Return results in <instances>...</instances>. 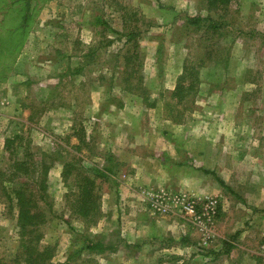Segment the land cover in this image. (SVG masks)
Listing matches in <instances>:
<instances>
[{
    "label": "rangeland",
    "instance_id": "obj_1",
    "mask_svg": "<svg viewBox=\"0 0 264 264\" xmlns=\"http://www.w3.org/2000/svg\"><path fill=\"white\" fill-rule=\"evenodd\" d=\"M196 13L220 31L185 29V14ZM0 31V170L13 168L12 135L17 159L49 167L37 225L49 264H63L84 237L112 247L90 264H226L222 239L239 243L242 230L252 264L263 263L264 0L216 9L204 0H0ZM185 74L194 91L172 96ZM109 154L120 165L93 177L100 215L90 222L66 194ZM23 181H0V264H25L13 193ZM146 190L217 196L206 247L183 215L152 213ZM75 258L88 264L85 250Z\"/></svg>",
    "mask_w": 264,
    "mask_h": 264
},
{
    "label": "trees",
    "instance_id": "obj_2",
    "mask_svg": "<svg viewBox=\"0 0 264 264\" xmlns=\"http://www.w3.org/2000/svg\"><path fill=\"white\" fill-rule=\"evenodd\" d=\"M204 1L209 8L215 9L219 6H225L231 2V0ZM182 25L185 27V29L190 27V30L192 31H204L206 34H208V32H219L220 27L222 26V24L216 23L210 14L202 15L201 13H196L193 15L185 14ZM6 33H8L9 36L13 35L12 30H9ZM6 33H2L0 31V38ZM130 38L131 37H128V39H126L127 42L130 41ZM130 56H125L127 61L130 60ZM186 77L187 75L185 74L178 78L175 88L170 93L172 96L182 99L187 94H190L191 91H194L195 85L193 80L191 79L187 83ZM20 140L21 137L18 135H12L11 137L5 139L4 147L5 150L9 152L11 159H13V168L7 175L8 177H6V171L0 170V181H11L12 179H16V177L18 178L19 176H23L30 180V183L25 181L21 182L20 185H18V187L13 191L15 205L18 212L16 223L21 238V247L24 250L23 259L25 264H49L47 262V260L51 257V253L48 252L49 247L39 249L38 243L40 237L37 231V225L41 222L40 220L43 219L42 212H38V209L40 208L39 202H46V175L49 167L47 165L40 164L42 162H29L26 159H17L16 155L18 151L14 149L13 143L15 141H19L20 144ZM76 149H79V147H76ZM23 155L26 156V153ZM106 159L108 164L104 165L102 168L92 167L93 169H85L86 174L82 175L79 182L75 181L76 189L71 190L69 194H66L65 200L72 212L84 219L89 220L90 222H95L96 218L100 215L97 202L98 196L95 194L96 186L93 177H108L110 174H115L118 166L120 165L118 162L114 161V158L110 154ZM71 166V163H65V169H63L61 172L64 180L70 173ZM203 171L211 173L220 185L224 187L226 186L224 181L219 178V176L214 171L209 172L206 169ZM38 190H40L39 194L37 193ZM102 239L103 238L97 239L96 237H84L81 247H79V249L76 251L72 249L67 255L63 264H70L72 260H76V255L79 257L83 250L87 252V258L85 260L88 262V264H90L94 261L92 255L102 254L106 250L112 249V247L109 244H106Z\"/></svg>",
    "mask_w": 264,
    "mask_h": 264
},
{
    "label": "built area",
    "instance_id": "obj_3",
    "mask_svg": "<svg viewBox=\"0 0 264 264\" xmlns=\"http://www.w3.org/2000/svg\"><path fill=\"white\" fill-rule=\"evenodd\" d=\"M143 200L154 214L183 215L200 233V246L206 247L213 238L219 206L217 196L200 197L197 194L187 192L146 190L143 193ZM260 249L259 255L263 258L262 264H264V244Z\"/></svg>",
    "mask_w": 264,
    "mask_h": 264
},
{
    "label": "crops",
    "instance_id": "obj_4",
    "mask_svg": "<svg viewBox=\"0 0 264 264\" xmlns=\"http://www.w3.org/2000/svg\"><path fill=\"white\" fill-rule=\"evenodd\" d=\"M143 157H145V155H139L138 156V160L137 161L140 160L139 161V164L141 162V158H143ZM146 159H147V162H150L151 159H152L151 154H148V156H147ZM131 160H133V159H131ZM136 163L134 164L135 166H136ZM139 171L140 170L133 171L134 172V174H133V177L134 178L138 179L140 176L142 178L143 175H141L139 173ZM228 224H231V223H228ZM231 226H233V224H231ZM228 229H229V227H227V229L224 230V233L225 232H228ZM237 233L238 232H236V234ZM185 234H187V233H185ZM240 235H241L240 236L241 242H239V243H236L235 241H231L230 239H232V237L231 236H228V235H226V236L224 235V237L222 239L223 240L222 242H224V245H228L229 246V249H227L225 251V254H227V255L229 254L228 257H226L225 258V261H224L226 264H252L253 263V260L251 259V255L249 254V247L252 244L251 243L252 238H251V236H249V235L246 234V231H243V230L240 232ZM182 240H183L182 242H184L186 245H188L187 242H185V240H187L185 237H183ZM226 241L231 242V244L230 243H227ZM238 246L243 249V251L240 254L242 259L241 258H237L236 259V256H238V253H235V257L233 259L232 258L233 252H234V250L237 249ZM232 249H233V251H232Z\"/></svg>",
    "mask_w": 264,
    "mask_h": 264
}]
</instances>
